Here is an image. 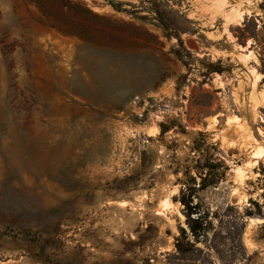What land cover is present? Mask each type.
I'll return each instance as SVG.
<instances>
[{
  "label": "rangeland",
  "instance_id": "obj_1",
  "mask_svg": "<svg viewBox=\"0 0 264 264\" xmlns=\"http://www.w3.org/2000/svg\"><path fill=\"white\" fill-rule=\"evenodd\" d=\"M0 264H264V0H0Z\"/></svg>",
  "mask_w": 264,
  "mask_h": 264
},
{
  "label": "built area",
  "instance_id": "obj_2",
  "mask_svg": "<svg viewBox=\"0 0 264 264\" xmlns=\"http://www.w3.org/2000/svg\"><path fill=\"white\" fill-rule=\"evenodd\" d=\"M131 104H132L133 109L136 111L137 115L142 118L144 116L143 114L144 108L142 107V100L140 99V97L135 96L132 99Z\"/></svg>",
  "mask_w": 264,
  "mask_h": 264
},
{
  "label": "trees",
  "instance_id": "obj_3",
  "mask_svg": "<svg viewBox=\"0 0 264 264\" xmlns=\"http://www.w3.org/2000/svg\"><path fill=\"white\" fill-rule=\"evenodd\" d=\"M113 7H118V4H111ZM225 167V169L227 170V167L226 166H224ZM202 218L201 217H199L197 220H195V221H199V220H201ZM201 230H205L204 228H203V226H200L199 228H196L195 226H191V231L193 232V234L196 236Z\"/></svg>",
  "mask_w": 264,
  "mask_h": 264
},
{
  "label": "bare ground",
  "instance_id": "obj_4",
  "mask_svg": "<svg viewBox=\"0 0 264 264\" xmlns=\"http://www.w3.org/2000/svg\"><path fill=\"white\" fill-rule=\"evenodd\" d=\"M261 154V153H260ZM263 154V153H262ZM262 157V156H261Z\"/></svg>",
  "mask_w": 264,
  "mask_h": 264
}]
</instances>
